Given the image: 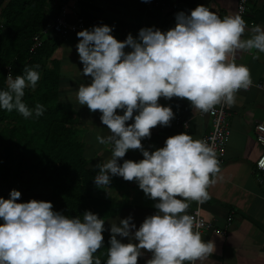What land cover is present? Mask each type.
Masks as SVG:
<instances>
[{"label":"clouds","instance_id":"obj_1","mask_svg":"<svg viewBox=\"0 0 264 264\" xmlns=\"http://www.w3.org/2000/svg\"><path fill=\"white\" fill-rule=\"evenodd\" d=\"M244 11L241 4L221 17L200 4L188 13L177 12L174 27L166 31L142 27L136 37L129 33L122 41L107 24L76 33L83 64L79 72L89 77L76 88V100L99 110L109 130L96 136L111 156L95 165L94 182L103 188L113 176L134 180L155 201L156 211L139 227L131 215L109 221L107 259L102 260L96 253L105 246V219L90 210L68 216L50 201L17 202L21 192L12 189L7 199L0 196V264H138L142 250L151 253L145 264H196L215 252V242L202 238V222L187 211L190 202L210 199L209 187L222 178L214 144L180 132L149 151L142 139L175 116L170 105L159 102L161 97L186 98L192 108L207 113L220 104L233 106L237 93L253 85L249 67L235 57L238 51L264 53V26L249 29ZM39 67L24 65L21 74L8 73L0 109L25 118L44 113L43 104L30 108L23 100L26 88L37 87ZM130 149H138L143 158L121 162ZM259 166L264 168V159Z\"/></svg>","mask_w":264,"mask_h":264},{"label":"crops","instance_id":"obj_2","mask_svg":"<svg viewBox=\"0 0 264 264\" xmlns=\"http://www.w3.org/2000/svg\"><path fill=\"white\" fill-rule=\"evenodd\" d=\"M11 0H0V11ZM168 7L147 9L143 0H48L52 10L50 21L60 8L65 10V18L72 27L64 35H56L47 26L48 44L53 50L45 60L48 69L58 72V99L69 104L79 115L80 128L84 131V155L89 166L107 160L111 156L108 146L97 142V134L106 135L107 126L100 120L99 110L91 111L87 105H79L76 88L79 83H87L89 77L81 75L83 64L76 49L80 39L76 33L90 29L93 25L107 24L112 35L124 40L131 33L138 35L142 27L155 26L166 31L175 25V14L188 13L197 5L203 4L216 11L221 17L235 12L237 0H162ZM245 21L250 29L254 24L264 26V0H248ZM250 21L253 24L250 25ZM3 19L0 17V26ZM245 35H248L247 31ZM128 49L126 48V51ZM238 64H246L255 82L264 81V53L238 51ZM80 71V72H79ZM162 105H170L175 113L167 126L157 125L151 129V136L142 139L143 146L149 151L162 147L167 137L187 132L194 138H201L209 132L211 119L200 116V111L191 107L186 98H159ZM230 135L225 144V161L220 166L222 177L208 189L210 199L204 203L203 214L212 224L210 230L201 232L204 240H213L216 250L211 256L197 260L196 264H264V174L254 166L255 159L263 146L255 138V125L264 124V90L251 87L237 93L236 103L228 107ZM122 114V110H118ZM128 121L126 123H131ZM184 123L189 127L185 128ZM138 149H130L123 159L138 161L142 159ZM109 189V190H107ZM102 198L110 204L112 215L105 219V233L110 236L109 221L131 215L137 227L147 215L154 214L155 201L149 199L138 184L120 176H113L111 183L102 189ZM128 195L131 202L122 203L121 197ZM193 201L190 207L193 208ZM127 242V238H122ZM108 246V243H107ZM107 251V250H106ZM144 251L138 257V264H145L151 253Z\"/></svg>","mask_w":264,"mask_h":264},{"label":"trees","instance_id":"obj_3","mask_svg":"<svg viewBox=\"0 0 264 264\" xmlns=\"http://www.w3.org/2000/svg\"><path fill=\"white\" fill-rule=\"evenodd\" d=\"M51 12L48 0H11L0 11V89L10 71L19 75L24 65L38 64L40 80L35 89H25L23 100L30 108L37 102L45 106L41 116L29 118L0 109V196L7 199L16 189L17 202L50 201L68 216L90 210L106 219L114 212L94 182L98 169L84 155L79 115L59 101L58 72L46 67L53 46L41 34L42 45L30 51L33 35L47 28ZM103 236L105 246L96 254L106 260L110 236Z\"/></svg>","mask_w":264,"mask_h":264},{"label":"built area","instance_id":"obj_4","mask_svg":"<svg viewBox=\"0 0 264 264\" xmlns=\"http://www.w3.org/2000/svg\"><path fill=\"white\" fill-rule=\"evenodd\" d=\"M247 3L248 0H237L236 3V9L238 10L239 5L243 4V7L245 9L243 13V17L246 16L247 13ZM143 4L147 9H160V8H166L168 7L167 3H165L162 0H143ZM65 10L64 8H60V11L52 17L51 24L49 26V29L55 33L56 35H64L68 30H70L72 27L68 24L65 18ZM250 25L253 24V21L249 22ZM47 28L43 29L39 32V34H35L32 37V46L30 47V51H35L38 47L42 45V36L41 34L47 35ZM238 53V52H237ZM236 53V55H237ZM251 87H257L259 89L264 90V81H253V85ZM250 87V88H251ZM249 88V89H250ZM227 106L220 104L215 107L214 110H211L207 113H199L200 116L208 115L211 119V128L208 133L203 135L201 138L208 140L210 144H214V147L217 152V157L220 162V166L225 161V144L226 141L230 135V125L228 121V110ZM185 123L183 124V126ZM255 138L256 140L263 146V150L259 154V156L254 161L255 168L264 174V168L259 166V161L261 159H264V124L258 123L255 125ZM194 206L189 211V214H192L196 217L197 220L202 222V227L199 229L200 232H203L205 230H210L212 228V224L209 223L203 214V204H198L197 202L193 201Z\"/></svg>","mask_w":264,"mask_h":264},{"label":"rangeland","instance_id":"obj_5","mask_svg":"<svg viewBox=\"0 0 264 264\" xmlns=\"http://www.w3.org/2000/svg\"><path fill=\"white\" fill-rule=\"evenodd\" d=\"M246 17H247V16H244L243 18L245 19ZM107 190H109V189H107ZM121 202H122V203L131 202L130 197H129L128 195H123V196L121 197Z\"/></svg>","mask_w":264,"mask_h":264}]
</instances>
